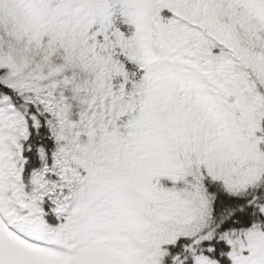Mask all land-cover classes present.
<instances>
[{"label":"snow or ice","instance_id":"obj_1","mask_svg":"<svg viewBox=\"0 0 264 264\" xmlns=\"http://www.w3.org/2000/svg\"><path fill=\"white\" fill-rule=\"evenodd\" d=\"M0 264H264V0H0Z\"/></svg>","mask_w":264,"mask_h":264}]
</instances>
